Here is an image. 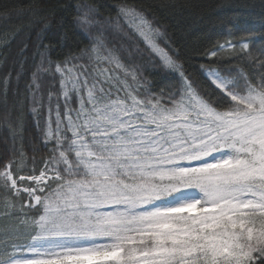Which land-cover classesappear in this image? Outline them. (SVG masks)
<instances>
[{"label": "snow or ice", "instance_id": "1", "mask_svg": "<svg viewBox=\"0 0 264 264\" xmlns=\"http://www.w3.org/2000/svg\"><path fill=\"white\" fill-rule=\"evenodd\" d=\"M90 11L78 10L74 22L90 27ZM118 15L166 72L179 73L182 87L169 91L166 103L164 89L147 100L130 90L127 98L113 97L104 86L119 77L108 66L134 81L137 73L101 36L81 49L94 63L91 84L88 65L76 63L81 55L70 52L55 62L64 112L57 103L53 127L49 105L43 143L50 157L38 174L34 167L23 173L26 161L0 169L5 193L27 192L43 211L21 220L26 244L12 242L16 229L0 237V264H256L264 257V46L253 54L251 40L220 45L239 47L259 64V81L244 72L209 71L219 90L209 100L160 47L162 32L142 12L122 5ZM46 55L47 46L33 83L52 71L50 58L44 67ZM121 83L127 87V80ZM25 180L35 187L18 183ZM5 208H15L8 196ZM21 251L27 255L18 256Z\"/></svg>", "mask_w": 264, "mask_h": 264}, {"label": "trees", "instance_id": "2", "mask_svg": "<svg viewBox=\"0 0 264 264\" xmlns=\"http://www.w3.org/2000/svg\"><path fill=\"white\" fill-rule=\"evenodd\" d=\"M122 5L138 9L162 32L163 37L158 40L160 47L180 65L192 88L209 100H215L212 93L219 92L207 77L209 71L224 76L244 72L253 82L259 81V64H251L239 47L221 49L220 45L229 42L238 45L241 40H251L253 54L264 46V0H0V169L9 161H26L22 169L24 174H31L33 167L39 173L51 155L43 143L49 105L53 127L57 103L60 111L64 106L58 98L55 62L63 61L71 52L83 57L76 63L85 64L87 55L81 49L90 48L96 36L105 39L107 46L125 60L126 66L137 69L141 88L135 93L139 98L159 97L164 89L163 102L166 103L169 91L181 88V78L166 72L155 59L151 60L150 56L154 55L144 49L140 41L127 39L110 29L116 28L120 18L118 9ZM78 10L80 13L91 10L90 27L74 22ZM46 46L44 67H48L50 58L52 71L40 72L39 79L33 83V73L41 62L40 52L45 51ZM213 51L216 55L211 54ZM240 83L243 84V80ZM49 92L53 93L51 102ZM225 99L232 103L229 98ZM11 170L16 173L15 163ZM18 183L35 187L27 180ZM36 194L44 196L47 193L37 190ZM5 196L14 202V209L5 208ZM28 203L33 206L28 207ZM5 211H11V215H4ZM42 211V206L30 199L27 192L13 195L0 188V217L10 225L0 237L11 234L15 226L20 231L24 227L27 229L21 220L36 217ZM21 233H17L19 238L12 242L26 244L27 233ZM261 260L264 257L256 264Z\"/></svg>", "mask_w": 264, "mask_h": 264}, {"label": "rangeland", "instance_id": "3", "mask_svg": "<svg viewBox=\"0 0 264 264\" xmlns=\"http://www.w3.org/2000/svg\"><path fill=\"white\" fill-rule=\"evenodd\" d=\"M110 29L112 31H113V29H115V31H116L115 34H122L127 39L140 41L143 44V45L142 44H140V45L144 49H146L147 51L151 52L154 55V56H150L151 60L155 59L158 62V64H160L159 57L157 55H155L149 48H147V46L144 44L142 38H140L138 35H136V33L131 28H129L127 26L126 22L124 21V19L122 17L117 19L116 28L115 27H113V28L111 27ZM103 40L105 42L106 47L108 49H111V50L114 51V49H112L111 47L107 46L106 40L105 39H103ZM137 53L139 54L140 52L137 51ZM121 60L125 63V60H123V59H121ZM85 64L88 65L87 74L89 76V83L91 84L92 83V75L91 74L93 73L94 63L90 62L88 60V56H87L85 58ZM108 67H109L110 71H113L119 77V80L118 81L114 80L111 85H105L104 86L105 87V91H108V89L111 88V93H112L113 97L119 95L121 98H127L128 91L130 90L134 95H136L138 97V95L135 93L136 91L139 90V88H141V84L138 82V80L134 81V80L131 79V77H126L122 71L116 70L112 66H108ZM156 68H160V67L157 66ZM131 69H133L137 73V69L136 68L132 67ZM171 73H174L178 77H180L179 73H176V72H171ZM137 77H138V74H137ZM124 80H127V87L123 83H121V81H124ZM58 87H59V77H58ZM86 99H87V97L85 96V100ZM61 101L64 103V100L62 98H61ZM71 107L73 109H76L78 107V104L75 102V100H73V103L71 104ZM63 112H64V106H63V109L61 111V114H63ZM72 115L74 117L75 116V112H73ZM69 135H71V134L69 133ZM9 228H10V225H8L5 222L4 218L0 217V233L5 231L6 229H9ZM13 229L17 230L16 234L17 233H21V232L22 233H27L28 232V229H26L25 227L21 231H20L19 227H17V226H15ZM13 229H12V231H13ZM17 255L18 256H26L27 253L26 252L17 253Z\"/></svg>", "mask_w": 264, "mask_h": 264}]
</instances>
